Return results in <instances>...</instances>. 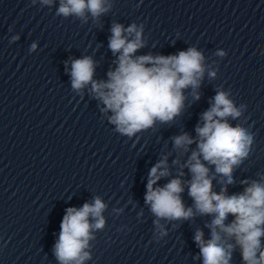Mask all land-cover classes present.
<instances>
[{
    "label": "clouds",
    "instance_id": "clouds-1",
    "mask_svg": "<svg viewBox=\"0 0 264 264\" xmlns=\"http://www.w3.org/2000/svg\"><path fill=\"white\" fill-rule=\"evenodd\" d=\"M39 2L51 6L55 0ZM110 9V0H59L56 15L75 16L87 22L89 14L98 20ZM110 31L108 47L117 59L116 67L107 72V80L94 79L95 62L90 56L73 59L70 76L75 92L82 93L90 86V94L103 105L101 111L112 113L108 120L116 132L131 138L152 128L157 121L172 122L184 109L188 89L199 99L196 90L206 67L204 55L196 47L177 54L137 56V51L145 46L142 26L133 23L125 28L113 23ZM35 49L33 43L30 50ZM216 55L224 57L226 53L219 51ZM208 75L215 78L216 72L208 71ZM230 96L229 91L217 89L210 107L201 114V122L195 127V138L187 132L172 137L174 148L184 153L196 144L184 165L191 174L187 186L193 206L184 204L185 182L181 178L158 186L162 177L170 175L167 157L150 169L144 202L157 218L154 222L159 230L157 239L167 235L161 220L186 221L195 215L212 217L206 224L210 238L206 240L202 230L194 235L202 264H230L236 248L240 250L242 264H264V176L251 182L242 181L246 186L240 193L228 194L227 190L234 183V170L249 156L253 144V136L245 127L229 123V118H240L245 108V105L237 107ZM217 176L223 185L219 192L213 190ZM106 207L97 196L92 203L65 210L53 246L59 264H84L91 259L86 249L90 247L89 241L95 239L93 230L105 226L102 213Z\"/></svg>",
    "mask_w": 264,
    "mask_h": 264
}]
</instances>
